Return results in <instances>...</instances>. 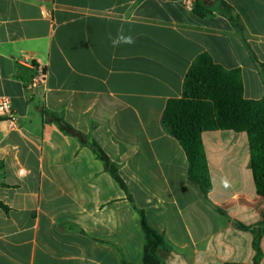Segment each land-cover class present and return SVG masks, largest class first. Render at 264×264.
Instances as JSON below:
<instances>
[{
    "label": "crops",
    "instance_id": "1",
    "mask_svg": "<svg viewBox=\"0 0 264 264\" xmlns=\"http://www.w3.org/2000/svg\"><path fill=\"white\" fill-rule=\"evenodd\" d=\"M181 1L0 0V98L17 117L0 118V264H142L140 211L162 264L254 263L264 197L247 133H203L205 199L162 119L203 53L264 98V0H207L204 18ZM32 64L48 80L29 90ZM260 248L264 264V232Z\"/></svg>",
    "mask_w": 264,
    "mask_h": 264
},
{
    "label": "trees",
    "instance_id": "2",
    "mask_svg": "<svg viewBox=\"0 0 264 264\" xmlns=\"http://www.w3.org/2000/svg\"><path fill=\"white\" fill-rule=\"evenodd\" d=\"M225 12L240 29L228 6ZM192 12L200 18L211 14L207 0H194ZM166 132L174 137L185 151L189 163L188 179L207 199L212 181L203 147L202 135L213 131L247 133L251 153V166L257 192L264 197V98L246 100L241 73L229 71L214 63L207 53L199 55L190 67L183 86L181 99L168 102L163 115ZM94 154L103 160L121 188L127 190L115 167L110 165L105 152L97 143L92 144ZM141 226L146 237L142 264H162L157 250L165 246L164 239L147 223L140 211ZM263 226L254 241L256 256L253 264H260V239Z\"/></svg>",
    "mask_w": 264,
    "mask_h": 264
},
{
    "label": "built area",
    "instance_id": "3",
    "mask_svg": "<svg viewBox=\"0 0 264 264\" xmlns=\"http://www.w3.org/2000/svg\"><path fill=\"white\" fill-rule=\"evenodd\" d=\"M182 6L192 11L194 0H182ZM32 69L34 70L31 80L28 85L29 90H34L39 87L45 86L48 80L47 70L44 66L39 64H32ZM0 118L8 119L13 125L16 124L17 117L13 110L12 104L7 98H0Z\"/></svg>",
    "mask_w": 264,
    "mask_h": 264
}]
</instances>
